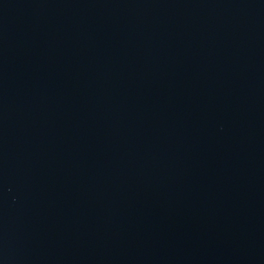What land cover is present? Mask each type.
Returning a JSON list of instances; mask_svg holds the SVG:
<instances>
[{"label":"water","instance_id":"1","mask_svg":"<svg viewBox=\"0 0 264 264\" xmlns=\"http://www.w3.org/2000/svg\"><path fill=\"white\" fill-rule=\"evenodd\" d=\"M0 264H264V0H41Z\"/></svg>","mask_w":264,"mask_h":264}]
</instances>
